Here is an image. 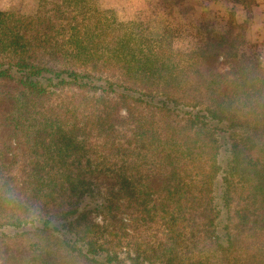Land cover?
Returning <instances> with one entry per match:
<instances>
[{
  "label": "trees",
  "instance_id": "obj_1",
  "mask_svg": "<svg viewBox=\"0 0 264 264\" xmlns=\"http://www.w3.org/2000/svg\"><path fill=\"white\" fill-rule=\"evenodd\" d=\"M97 2L0 11V264H264L244 36L203 24L180 50L166 0L146 23Z\"/></svg>",
  "mask_w": 264,
  "mask_h": 264
},
{
  "label": "rangeland",
  "instance_id": "obj_2",
  "mask_svg": "<svg viewBox=\"0 0 264 264\" xmlns=\"http://www.w3.org/2000/svg\"><path fill=\"white\" fill-rule=\"evenodd\" d=\"M160 0H98L101 9L111 10L118 21H153L146 12ZM162 1V0H161ZM166 0L164 9L171 14L167 21L180 31L174 41L176 49H188L195 41L199 25L223 34L237 27L247 42L245 52L258 58L264 69V0ZM54 0H0V11L16 12L25 16L47 14ZM176 30V29H174ZM177 34V33H176ZM175 34V37L177 36Z\"/></svg>",
  "mask_w": 264,
  "mask_h": 264
}]
</instances>
